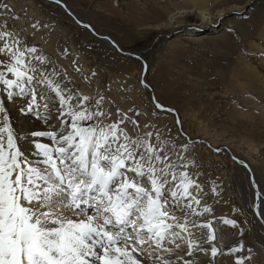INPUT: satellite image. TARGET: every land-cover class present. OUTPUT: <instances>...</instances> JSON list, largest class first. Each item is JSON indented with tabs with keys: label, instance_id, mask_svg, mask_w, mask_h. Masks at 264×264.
Segmentation results:
<instances>
[{
	"label": "snow or ice",
	"instance_id": "6c2138e0",
	"mask_svg": "<svg viewBox=\"0 0 264 264\" xmlns=\"http://www.w3.org/2000/svg\"><path fill=\"white\" fill-rule=\"evenodd\" d=\"M7 25L0 19V264H141L138 255L146 264H199L174 253L185 245L193 257L205 244L215 257L209 196L217 189L199 181L189 143L102 90L85 92L24 29ZM17 104L44 130L14 129L8 105Z\"/></svg>",
	"mask_w": 264,
	"mask_h": 264
},
{
	"label": "rangeland",
	"instance_id": "374dc122",
	"mask_svg": "<svg viewBox=\"0 0 264 264\" xmlns=\"http://www.w3.org/2000/svg\"><path fill=\"white\" fill-rule=\"evenodd\" d=\"M65 1L75 11L83 12L97 31L109 33L124 48L145 50L143 55L149 68V84L166 106L179 112L183 126L191 137L204 136L216 140L218 144L231 145L257 171L264 186V95L257 96L253 90H242L236 82L242 83L247 79L233 75L234 69L240 67V57L263 55L254 54L249 48L246 32L230 26L221 32L232 33L228 44L221 37H215L212 41H188L169 46V51H166L164 39L153 35L142 38L131 27L140 15L129 10L123 3L126 1L112 0L110 8L109 0ZM4 5H8L13 12H8ZM12 15H19V19H11ZM0 19L8 20L9 29H24L21 35L57 61L59 66L67 69L70 77L85 92L100 89L122 109L132 107L138 112L148 113V121L155 124L161 133L167 134L170 130L171 136L182 139L173 120L153 108L144 92L136 86L140 73L139 64L115 54L107 45L93 39L53 6L41 0H0ZM36 21H39V25L33 29L30 24ZM64 49L68 50L69 56L62 54ZM73 59L78 63L73 65ZM76 67L81 68V72H76ZM159 70L162 73H158ZM92 72L96 73L95 77L91 75ZM85 77L88 79L85 80ZM171 81L173 82L170 83ZM256 104H261L257 110ZM16 107L19 108L20 105L17 104ZM20 116L26 115L20 113ZM10 118L13 128L17 129L12 113ZM141 121L143 122V117ZM201 129L207 130L206 133ZM252 145L254 149L251 148ZM189 146L197 159L198 170L203 173L199 181L205 190L210 191L212 186L217 189L214 198L210 194L209 203L214 205L213 216L216 218L213 221L215 240L211 243L218 249L217 255L213 257L210 245L205 244L203 246L208 249L206 253H196L189 259H196L199 264H236L237 257L242 256V264H264V234L253 224L250 212L253 206L252 193L245 175L226 152L204 150L198 143H189ZM225 218L237 219V226L223 223ZM251 228H254L252 236ZM241 243L243 247L238 251H230ZM184 248L183 253L186 254L187 248Z\"/></svg>",
	"mask_w": 264,
	"mask_h": 264
},
{
	"label": "bare ground",
	"instance_id": "6f19581e",
	"mask_svg": "<svg viewBox=\"0 0 264 264\" xmlns=\"http://www.w3.org/2000/svg\"><path fill=\"white\" fill-rule=\"evenodd\" d=\"M41 1L59 10V13L65 16L68 20H70L76 26H78V24L73 20L72 16L68 14L66 9H64L60 4L55 3L51 0H41ZM62 1H64L67 4L66 6L69 8V10L74 15H76L78 18H80V20L89 22V19L83 14V12L75 11L71 7V5L68 4L65 0H62ZM121 1L122 2L126 1L123 3L126 6H128V9L131 10L133 13H137L138 15H140L139 19L136 21L137 23L134 21L131 26L135 28L136 31L139 32L140 37L145 38L148 35H153L154 37H157L158 39H164L165 45L167 46L165 47L166 51H169L168 50L169 46L173 47L174 45L184 44L188 41H191V42L212 41L213 38L215 37H221L220 39L225 44H228L230 43L232 39V33L231 32L221 33V32H223V30L226 27H230V26L237 27L241 29L243 32H246L248 34L246 36L248 37L247 42H248L249 48L252 51H254V54L262 53L263 55L259 56V54H256L255 57H244V56L240 57L239 59L240 65L238 64V66L240 67H238V69H234L235 71L233 72V75L235 77L240 76V77H245L247 79L246 81L242 83L236 82V85L238 87H241L242 90L244 91L253 90L256 94H258L257 96L264 95V0H121ZM141 1H143V3H141ZM111 3H112V0H109V8L110 6H112ZM147 9L151 11L149 10L147 11ZM246 17L248 19H245ZM248 24H250V27H248ZM80 28H83V27H80ZM83 30H85L93 39H96L102 42L103 44L107 45V47L110 50H112L115 54H117L118 56L132 60L134 62H137L140 66L139 70L141 73L142 63L140 60L138 59L135 60L133 58L123 55L121 52H117V50L112 46V44L108 40L99 38L97 35L93 34L92 32L88 31L85 28H83ZM97 33L104 34L103 32H99V31H97ZM107 34L111 36L118 43V45L121 47L123 51H131V52L133 51L137 53L141 52V56L146 61L145 55H143L145 50L134 51V50L126 49L112 35H110L109 33ZM157 71H158V68H157ZM167 72H169V70H167ZM140 73L138 75V78L136 79L137 80L136 86L139 87V90L144 92V95L146 96L149 104L153 108L157 109L155 107V104L152 101L151 91L143 87L140 82ZM158 73H162V72H160L159 70ZM170 75L171 74H169V76ZM164 78L165 76H163L162 78L163 81H164ZM147 79L148 78L146 76V80ZM172 82L173 81H171L170 83ZM117 87L118 86H116V88ZM171 89L173 90V88ZM153 92L155 93L157 100L160 103L164 104L165 102L163 103L160 100V97H158L154 88H153ZM142 103L143 102H141L140 106H142ZM8 107L10 108V113H12V117L16 121L15 124H16L17 130L25 132V133L29 131H33L34 129L44 130L43 125L39 121L32 119L33 118L32 116L30 115H26L25 117L20 116L19 108H17L16 105L15 106L8 105ZM260 107H261V104L255 105L256 110ZM157 110L161 113L167 114L176 124L175 116L172 113H169L166 110H160V109H157ZM180 120H181V116H180ZM175 126L182 140L190 143L186 136H188L190 139L196 138V137L193 138V136L191 137V134L186 131L185 127L183 126V122H182L181 132L177 124ZM204 131L206 133L207 130H204ZM198 138H201L202 140H207L212 146H215V147L218 145H226L236 155L247 160L244 156L240 155L238 152L233 150L231 148V145H228L227 143L218 144L215 142L216 140L214 141V139L211 140V139H208V137H204V136H201ZM41 140L42 142H45V143L48 142L46 138H41ZM200 145L202 146L204 150H209V147L205 143H202ZM251 148L254 149V146L252 145ZM224 152L226 151L224 150ZM249 165L253 173L255 174L256 181L261 191V198L259 200V211L261 213V216L264 219V212H263V207H264V193H263L264 189L263 188L264 186H263L261 177L260 178L258 177L257 171L254 170L251 164ZM237 166L241 169V172L246 177L248 187L252 193L251 203L253 202V205H254L255 193L253 191L247 170L239 164H237ZM250 212H251V215L254 221L253 224H255V226H257L261 230V233L263 234V229L258 222L256 213L253 210V206ZM253 229L250 233V236L254 234ZM184 247L185 245H181V248L174 253V256H180V257H183L184 259L191 258L183 253L185 251ZM151 251H152L151 248H146V253L151 252ZM198 254H204V253H198ZM137 259L141 260V264H146V261L142 256L138 255Z\"/></svg>",
	"mask_w": 264,
	"mask_h": 264
},
{
	"label": "water",
	"instance_id": "95a60500",
	"mask_svg": "<svg viewBox=\"0 0 264 264\" xmlns=\"http://www.w3.org/2000/svg\"><path fill=\"white\" fill-rule=\"evenodd\" d=\"M55 3L56 0H51ZM60 4L64 9H66L67 13L70 14L73 18V20L80 26V27H83L85 29H87L88 31L92 32L93 34L97 35L99 38L101 39H105V40H108L112 46L117 50V52H121L123 55L127 56V57H130V58H133L135 60H140L141 63H142V69H141V73H140V82L142 84L143 87L149 89L151 91V98H152V101L153 103L156 105L157 103H160L156 96H155V93L153 92V86L150 85L147 80H146V76H147V73H148V65L146 63V61L143 59V57L141 56V53H137V52H131V51H123L121 49V47L118 45V43L111 37L109 36L107 33L105 34H102V33H97V29H95V27L88 21H82L80 20V18H78L76 15H74L70 10L69 8L66 6L67 4L60 0ZM90 26V27H88ZM162 104V103H160ZM163 105V110H166L167 112L169 113H172L174 116H175V121H176V124L181 132L182 130V122L180 120V117H179V112L177 110H175L174 108H171L169 106H166L164 104ZM167 109H172L173 111H168ZM161 110V109H160ZM177 120H179V123H177ZM188 138V141L190 143H198V144H202V143H205L209 149L215 153H220L222 151H226V154L230 156V158L236 162L237 164L243 166L246 170H247V173L249 175V179H250V182H251V185H252V188H253V191L255 193V202H254V205H253V210L255 211L256 213V216H257V219H258V222L259 224L261 225L262 229H263V234H264V219L263 217L261 216V213L259 211V200L261 198V191H260V188H259V185L256 181V178H255V174L253 173L249 163L243 159L242 157L236 155L233 151H231L230 148H228V146L226 145H218V146H212L207 140H202L201 138H194V139H190L188 136H186ZM216 149H219V151H217ZM259 194V195H257Z\"/></svg>",
	"mask_w": 264,
	"mask_h": 264
}]
</instances>
